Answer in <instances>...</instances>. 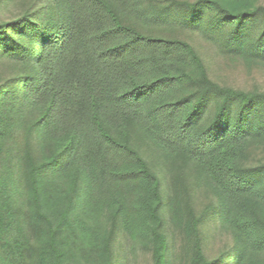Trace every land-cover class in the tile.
I'll return each mask as SVG.
<instances>
[{"label":"trees","instance_id":"obj_1","mask_svg":"<svg viewBox=\"0 0 264 264\" xmlns=\"http://www.w3.org/2000/svg\"><path fill=\"white\" fill-rule=\"evenodd\" d=\"M232 70L264 73L263 0H0V264H264Z\"/></svg>","mask_w":264,"mask_h":264},{"label":"rangeland","instance_id":"obj_2","mask_svg":"<svg viewBox=\"0 0 264 264\" xmlns=\"http://www.w3.org/2000/svg\"><path fill=\"white\" fill-rule=\"evenodd\" d=\"M264 1V0H263ZM256 77H247L246 74L239 70H232L229 72H225V77L231 84H235L238 86H249L252 84V81L255 80L258 83L264 84V73L255 75ZM258 76V77H257Z\"/></svg>","mask_w":264,"mask_h":264}]
</instances>
